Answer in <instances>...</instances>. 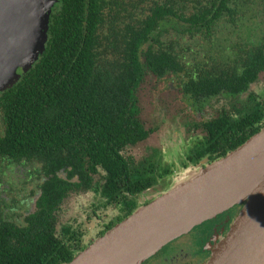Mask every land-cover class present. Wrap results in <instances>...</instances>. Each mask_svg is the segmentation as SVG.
Here are the masks:
<instances>
[{
    "label": "trees",
    "instance_id": "16d2710c",
    "mask_svg": "<svg viewBox=\"0 0 264 264\" xmlns=\"http://www.w3.org/2000/svg\"><path fill=\"white\" fill-rule=\"evenodd\" d=\"M263 73L264 0H60L46 50L0 95V264H66L166 182L157 163L132 153L151 134L138 100L147 79H177L186 99L235 100L202 122L187 169L264 128V98H238ZM18 167L35 176L30 191L20 186L34 199L27 212L14 211L2 185ZM88 192L96 201L86 219L102 221L94 239L62 216Z\"/></svg>",
    "mask_w": 264,
    "mask_h": 264
},
{
    "label": "water",
    "instance_id": "95a60500",
    "mask_svg": "<svg viewBox=\"0 0 264 264\" xmlns=\"http://www.w3.org/2000/svg\"><path fill=\"white\" fill-rule=\"evenodd\" d=\"M58 1L0 0V60L5 56L0 80L24 61L36 60L39 49L44 53L46 46H38L37 37L47 39ZM206 160L184 170L187 174L173 187L66 264H142L166 244L237 205L241 210L206 264H264V128L226 156Z\"/></svg>",
    "mask_w": 264,
    "mask_h": 264
},
{
    "label": "flooded vegetation",
    "instance_id": "af4514ba",
    "mask_svg": "<svg viewBox=\"0 0 264 264\" xmlns=\"http://www.w3.org/2000/svg\"><path fill=\"white\" fill-rule=\"evenodd\" d=\"M259 82L260 79H258L256 82L251 83L247 91L242 92L238 98L247 99L250 93H256L260 95L261 98H264L263 93L258 92L256 89H253V85ZM146 83L151 84V93L157 103L155 110L157 116L155 117L158 119L156 120L160 124L148 125L145 119L143 118L144 106L141 100L142 99L141 89L144 88V85ZM167 94H169V97L170 94H172V96L179 103V107L177 109L178 114L179 116L182 117L185 116L184 121L175 123V118H173L172 123L165 124L168 121V117H166V114L170 110V106L168 101L163 102L162 100L164 99V96H167ZM138 100H139V105L141 107L140 118L145 124L146 128L151 129V134L146 140L134 146L132 149V153L134 149L138 148V146H141L142 144L145 143L147 148L146 149L147 154L144 155L136 154L137 158L138 159L150 158L152 162L157 163L158 164L157 168H159V171L164 174L163 177L166 180L172 177V173L177 172L173 168L177 167L180 170L181 167L185 168L186 164L188 163H189L188 165L191 166V161L189 160L190 156L193 154V151L197 148L199 143H201L203 137L206 134L204 128L202 127V122L216 117L218 114L224 111L225 108L230 109V106L233 104L232 101H235L232 95L230 94L226 95L225 93L217 96H211L204 100L195 101L191 98L186 99L182 95V90L179 85V81L177 79H163L162 81L160 79H147V81L142 83L139 88ZM179 124H180V129H179ZM165 132H167L166 135ZM163 133L165 137H170L168 139L170 141H173V139L176 137L180 139V141L183 143L184 140L185 142L186 141L189 142V144L185 147L186 149H188V154L186 155L184 161L176 163V161H171L168 157H166L167 150L165 149V145L163 141L165 137L161 138V135ZM154 138L156 139V143H152L150 146H147L146 142ZM205 160L206 162H209V158L205 157L200 161V163ZM24 170L25 169H23L22 167L20 168L18 167L15 170V173L17 172V175L14 173L12 176H8L7 182L5 181L2 183V185H4V187L7 188L8 191L10 190V192H12L10 197L12 198L11 205L13 206V208L15 207L14 211L26 210L27 212L28 209H30V208L23 209L20 204L23 201H28L29 198L31 197L30 196L27 199H23V197L25 198L26 196L25 195V193L27 192L26 190L28 191L31 190L29 186L31 179L29 178L33 176L28 173V171L30 170H26L25 176H23ZM22 177H24L27 181L28 179L30 180L29 182H27L28 184L24 185L26 189L25 191H22L20 189L21 187H23V185H21V187L18 186V182L22 179ZM11 179H13V181H11ZM160 182L162 183V180H160L156 185H158ZM3 194H7V191L3 192ZM139 199L141 202H145L142 196L139 197ZM241 207L242 206L239 205L237 213L231 214V217H227L224 220L221 219V221H213L212 223H209L207 225L206 229L203 228L197 231L196 232L197 240L194 239L193 241V244L196 245L193 244L187 245L186 244L187 242L184 240L181 241V238L170 244L165 245L157 252V255L153 258L154 264H206L211 256L212 248L218 242H220L222 238L226 236L230 226L233 224L235 218L237 217L239 211L241 210ZM62 216L64 218H67L65 214H62ZM224 226H226V228Z\"/></svg>",
    "mask_w": 264,
    "mask_h": 264
},
{
    "label": "rangeland",
    "instance_id": "374dc122",
    "mask_svg": "<svg viewBox=\"0 0 264 264\" xmlns=\"http://www.w3.org/2000/svg\"><path fill=\"white\" fill-rule=\"evenodd\" d=\"M57 3H55V5ZM243 32H245L244 29H243V31L240 32V34L243 33ZM44 36L45 35H40V36L37 37L36 44L38 46H41V45L44 44V46L47 47V43H48V40H49V32L47 34V39L46 40H44ZM43 40H44V42H43ZM42 52L43 51H41V49H39L38 55H37V58H36L37 61L39 60L40 56L43 54ZM4 60H5V56H3L2 59L0 60V65L5 63ZM36 60L34 58H30L27 62L24 61V63H22L23 65L18 67L14 72H12V74L10 76H7L6 78L0 80V89H1L0 90V95L4 91L9 89L10 87H12L15 84H17L22 79V77L26 74V72L28 70H30L37 63ZM253 89H256L258 92L264 94V73L260 77V82L255 84V85H253ZM141 95H142L141 96L142 97L141 100H142V103H143V106H144V116H143V118L145 119L146 123L148 125L160 124L157 121L158 119L155 117V116H157L156 115V111H155L157 103H156V101L153 98V95L151 93V84H147L146 83L144 85V88L141 89ZM162 101L163 102L168 101L169 102V106H170V110L166 114V117H168V121L165 124L172 123L173 118H175V123H179V122L185 120V116H183L184 118L182 116H179L178 110H177L178 107H179V103L172 96V94H170V97H169V94H167V96H164V99ZM160 128H162V127H160ZM179 129H180V124H179ZM0 133H4V124H3V118H2L1 113H0ZM166 134H167V132H165V135ZM162 137H165L164 133L161 135V138ZM169 138L170 137H165L164 140L162 139L164 141L165 149L167 150L166 157H168L171 161H176V163L184 161L186 155L188 154V149H186L185 147L189 144V142L188 141L185 142V140H184V143H183V142L180 141V139H178L176 137L173 139V141H170V140H168ZM152 143H156V139L155 138L151 139L148 142H146L147 146H150ZM172 147H174V148H172ZM146 149L147 148H146V145L144 143L141 146H138V148L134 149L133 153H135L137 155H144V154H147L146 153ZM176 168L177 167H175L173 169L175 171H177V172L172 173V177L170 179L166 180V182H162V183L160 182L158 185H156L152 189H150V190H148V191L143 193L142 198H143V200L145 202L150 201L152 198H155L156 196L166 192L167 190H169V188L173 187L177 182H179L182 178H184V176L187 173L184 172L183 170H186V169L181 167V169L179 170L178 168L177 169ZM189 168H191V167H189ZM189 168H187V169H189ZM192 168L195 169V167H192ZM183 172H184V175L181 176ZM15 174L17 175V172ZM16 175H15V177H16ZM23 176H25V172L23 173ZM29 179H31V182L29 183V186L32 189L34 187V182L33 181L35 179L32 178V177H30ZM29 179H28V182L30 181ZM11 181H13V179H11ZM22 181L18 182V186H21V185L24 186V182H22ZM33 201H34V199L30 197L28 201H23V202L20 203L21 207L23 209H28V208L33 209V205H32ZM94 201H96V199L94 197V194L91 193V192L86 193V194H81V195H73L70 199H68V203H67V205L65 207V213H64L67 217L74 216L76 218H79L78 223H79V225H82L83 228H87V230H88V234H87L88 236L87 237L89 239H94L97 236V234H98V225H100V223H102V221H99V220L90 221V220H88L89 217H88V219H86V216H88L86 212L87 211L91 212L93 210L91 204ZM33 204H34V202H33ZM238 208H239V205H237V206H235V207H233V208H231L229 210H226V211L216 215L213 218H210V219L204 221L203 223L197 225L196 227L191 229L189 232L183 234L182 236L178 237L177 239L171 241L170 243H172V242L178 240L179 238H181V241L182 240L186 241L187 245H192L194 239L197 240V236H196V234H197L196 232L197 231H199V230H201L203 228L206 229L207 225L209 223H212L213 221H221V219L224 220L227 217H231V214H233V213L236 214L237 213ZM224 227L226 228V226H224ZM203 235H206V234H203ZM170 243H168V244H170ZM193 245H196V244H193ZM156 255H157V252L155 254H153L152 256H150L142 264H154L153 258Z\"/></svg>",
    "mask_w": 264,
    "mask_h": 264
}]
</instances>
